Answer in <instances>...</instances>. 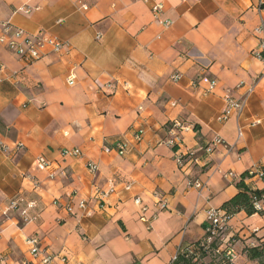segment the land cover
<instances>
[{
    "label": "crops",
    "instance_id": "0c3cea01",
    "mask_svg": "<svg viewBox=\"0 0 264 264\" xmlns=\"http://www.w3.org/2000/svg\"><path fill=\"white\" fill-rule=\"evenodd\" d=\"M0 21L68 45L31 63L0 45V146H7L0 148V264H39L43 254L51 264H170L203 238L207 210L237 193L243 173L264 171V60L253 55L264 0H0ZM202 75L217 81L212 91L198 83ZM249 86L241 114L220 122L224 91L241 97ZM172 122L181 125L180 150H198L196 164L179 168L163 142ZM215 137L227 146L199 149ZM119 138L130 142L123 155L104 150ZM72 147L80 156L61 155ZM194 179L205 187H188ZM243 182L264 188L257 176ZM94 185L115 188L101 206L91 198ZM135 195L148 207L146 221ZM16 196L35 202L29 213L37 219L24 222L14 210L3 216ZM30 236L39 240L37 256ZM223 237H231L236 264H258L243 248L264 241V214L238 211Z\"/></svg>",
    "mask_w": 264,
    "mask_h": 264
},
{
    "label": "built area",
    "instance_id": "2783aa9c",
    "mask_svg": "<svg viewBox=\"0 0 264 264\" xmlns=\"http://www.w3.org/2000/svg\"><path fill=\"white\" fill-rule=\"evenodd\" d=\"M118 1V0H116ZM133 1H148V0H133ZM84 6V5H83ZM162 8L160 3H153L151 9L155 15V18L159 24L164 27H168L171 24L170 20H163L158 17V12ZM30 9H24V12L28 13ZM254 31L258 34V43L253 50V55L259 59L264 60V23L260 22L257 27H255ZM0 45L4 46L9 50L13 55L17 56L19 59H22L26 63H31L32 61H36L40 59L45 53L48 51L53 53H63L67 48V43L63 42L56 37L46 34L44 31H37L34 33H30L25 29L13 25L9 21H0ZM180 78V75L175 73L171 76L172 81H177ZM199 82L204 85L205 92H210L216 86L217 81L213 78H209L205 75L199 77ZM71 82V81H69ZM193 86H197L196 82H192ZM242 84H238L237 88L241 87ZM254 86H249L245 94L241 97H237L233 94L231 89H226L222 95V99L224 102V106L222 111L218 116V120L220 122H225L232 114H236L237 116L241 114L245 107L246 96L253 91ZM239 134L241 129L238 128ZM167 136L163 140V142L169 146L173 151V158L178 165L179 168H184L186 165L196 164L198 162V150L196 149H185L184 151L180 150V145L182 143L181 140V125L178 122H172L171 126L166 129ZM132 140L134 142H138L142 135L143 130L138 128L133 130L131 133ZM130 145V142L125 138L117 139L111 146H107L104 148L105 151H114L118 155H123ZM217 145L227 146L226 142L219 138L215 137L207 143L204 147L199 148L204 153H211L213 148ZM22 147V144L19 143L16 145V148ZM176 147V148H174ZM0 148L2 150H7V146L1 145ZM62 156H80L81 151L77 147L72 148H64L60 151ZM38 165L44 167L47 165V161L43 158L38 159ZM86 167L88 171L92 174L96 173L98 167L93 162H87ZM230 176H233L232 172L227 173ZM249 176H257L261 183L264 186V171L258 168L248 170ZM188 187H193L198 191L202 190L205 187V184L198 180H188ZM131 188V184H125L123 187L124 191H128ZM115 191L114 186H110L107 189H101V187L94 185L93 186V194L91 198L94 202L98 203L101 206L104 203V199L111 195ZM154 196L157 198V205L163 209L166 207V200L158 193L155 192ZM133 202L139 206L141 215L140 219L146 221L145 212L148 207L143 202L142 198L138 195L133 197ZM252 204L255 213H263L264 214V192L260 195L253 196ZM65 208L68 212H71L70 204L66 203ZM78 206L82 209L86 207V200L80 199L78 202ZM35 207L34 201H26L23 196H16L11 199L8 205L1 211V213L5 214L10 210L17 211L19 217L22 221L28 222L33 221L38 218V212L30 214L29 211ZM87 214H91V211L88 210ZM232 216L228 215L225 210L220 208H211L206 212V225L204 227V240L201 243V248L203 251H207L211 247V243L213 240H219L217 247L214 248V252L217 255L221 264H236L237 253L230 243L231 237H223L226 231L229 228V221ZM257 229H254L256 231ZM26 244L29 246L28 250L32 256H37L40 251L39 240L36 236H30L25 239ZM221 244H224L222 247ZM198 248L197 246L191 245L183 250L177 251L171 262L175 261L178 257L179 253H184L188 251L189 253L193 252ZM212 249V248H211ZM52 258L43 254L39 260V264H51ZM28 264V263H24Z\"/></svg>",
    "mask_w": 264,
    "mask_h": 264
},
{
    "label": "trees",
    "instance_id": "16d2710c",
    "mask_svg": "<svg viewBox=\"0 0 264 264\" xmlns=\"http://www.w3.org/2000/svg\"><path fill=\"white\" fill-rule=\"evenodd\" d=\"M194 129H197L196 125L194 126ZM204 146L205 145H203L202 147ZM247 176H249L248 171L241 175L240 180L236 183V187L238 189L237 193L229 200L225 201L220 208L225 210L226 213L230 216L241 210H243L247 215L254 214L255 211L252 204V198L253 196L260 195L264 192V188L251 189L247 185H245L243 180ZM203 240L204 238L192 244L198 247L193 250V252L189 253L188 251H185L184 253H179L177 259L170 264H195L197 258L202 259L205 254L218 259L217 255L214 252V248L217 247L219 240H213L211 243V247L207 251H203L201 248V243L203 242ZM243 252L248 259L256 260L258 264H264V241H261L258 245L252 247H244Z\"/></svg>",
    "mask_w": 264,
    "mask_h": 264
},
{
    "label": "rangeland",
    "instance_id": "374dc122",
    "mask_svg": "<svg viewBox=\"0 0 264 264\" xmlns=\"http://www.w3.org/2000/svg\"><path fill=\"white\" fill-rule=\"evenodd\" d=\"M171 124L172 123H170V124H168V126L166 127L167 129L169 128V126H171ZM14 198V197H13ZM12 198V199H13ZM11 200V199H10ZM8 205V204H7ZM6 205V206H7ZM5 206V207H6ZM5 209V208H4ZM11 211V210H10ZM10 211H8V212H6L5 214H3V216L4 215H6V214H8ZM221 264L220 263V261H219V259H217V258H213V257H211V256H208V255H204L203 257H202V259L201 258H197V261H196V263L195 264Z\"/></svg>",
    "mask_w": 264,
    "mask_h": 264
}]
</instances>
